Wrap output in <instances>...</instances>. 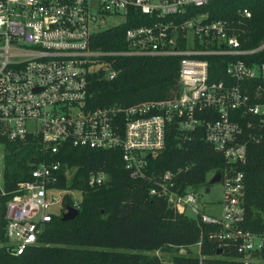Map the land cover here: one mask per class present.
I'll return each instance as SVG.
<instances>
[{"label": "built area", "instance_id": "2783aa9c", "mask_svg": "<svg viewBox=\"0 0 264 264\" xmlns=\"http://www.w3.org/2000/svg\"><path fill=\"white\" fill-rule=\"evenodd\" d=\"M207 2L0 0V147L3 140L32 136L50 155L64 146L119 151L131 178L151 179V197L164 199L198 225L216 226L209 237L221 249L234 247L240 264H264V236L242 226L243 166L249 145L260 142L264 128V62L251 56L264 49V42L242 47L239 25L250 18L247 8L236 22L207 20V14L193 13V8ZM141 17L144 22L139 23ZM111 18L115 21L109 27L131 22L124 32L125 48H92L94 35L102 31L99 26ZM127 55L179 57L177 96L90 107L91 76L113 79L117 72L112 58ZM213 56L224 66V76L218 79H210ZM172 123L181 138L200 132L224 157L219 214L198 209L209 183L198 191L189 186L181 190L177 182L181 169L147 175L148 160L164 150ZM59 170V162L36 160L30 178L18 182L10 193L4 211V245L11 255L38 245L45 224L66 212L65 203L80 209L82 188L69 186L68 171L65 185L60 186ZM215 173L208 174L207 182ZM108 179L106 172L95 171L86 183L94 187ZM200 264L213 263L201 260Z\"/></svg>", "mask_w": 264, "mask_h": 264}, {"label": "trees", "instance_id": "16d2710c", "mask_svg": "<svg viewBox=\"0 0 264 264\" xmlns=\"http://www.w3.org/2000/svg\"><path fill=\"white\" fill-rule=\"evenodd\" d=\"M250 11L241 27L242 47L254 48L264 42V0H208L193 13L207 14V20L228 19L235 22ZM144 17L139 18V23ZM126 22L102 30L93 37L92 48L124 49ZM251 59L264 62V49ZM210 61V79L224 76L220 58ZM179 57L118 56L112 58L117 75L113 79L91 76L88 105L92 108L128 106L146 100L174 98L179 92ZM3 149V186L0 188V264H240L234 247H218L209 237L216 226L198 225L196 220L175 212L162 198L148 194V177L133 179L125 169L119 151L64 146L55 155L44 151L38 138L6 141ZM60 163L59 185L82 188L79 214L72 220L59 217L46 223L39 244L21 255H11L5 247V203L16 184L28 180L36 160ZM188 167L187 170L185 168ZM224 157L204 141L202 134L181 138L175 123L165 134V148L148 160V173L182 171L178 177L181 190L188 186L198 191L209 187L210 172H222ZM245 173L242 226L264 236V128L260 142L249 145ZM104 171L108 181L89 187V173ZM70 200V199H67ZM70 202V201H69ZM201 241L196 255L190 247ZM180 248L185 252H180ZM169 258L164 262L156 252Z\"/></svg>", "mask_w": 264, "mask_h": 264}, {"label": "rangeland", "instance_id": "374dc122", "mask_svg": "<svg viewBox=\"0 0 264 264\" xmlns=\"http://www.w3.org/2000/svg\"><path fill=\"white\" fill-rule=\"evenodd\" d=\"M114 21L115 19L113 18L107 19L105 24L99 26V29L100 30L106 29L107 27L112 25ZM0 148H2L0 149V167L2 168L1 173H0V188L2 190V186H3V148L4 147H0ZM221 194H222V186L220 182L210 184L209 190L208 191L204 190L199 197V200L197 202L198 209L206 213H210L212 211H216L218 213L220 209H219V203L217 201L220 198ZM56 207L57 209H59L58 206ZM190 250L193 252L194 255H196L198 252V247L196 245H193L190 247ZM157 255L161 257V259H163L164 262H167L169 260V258L163 255V253L161 252H158Z\"/></svg>", "mask_w": 264, "mask_h": 264}, {"label": "water", "instance_id": "95a60500", "mask_svg": "<svg viewBox=\"0 0 264 264\" xmlns=\"http://www.w3.org/2000/svg\"><path fill=\"white\" fill-rule=\"evenodd\" d=\"M148 158H151V155H148ZM219 180H220V173L217 172L213 175L211 179H209L208 183L214 184L219 182ZM206 191H208V189H206ZM64 207L66 208V212H64L60 218L62 221L72 220L79 214L78 209L70 207L67 203L64 204Z\"/></svg>", "mask_w": 264, "mask_h": 264}]
</instances>
